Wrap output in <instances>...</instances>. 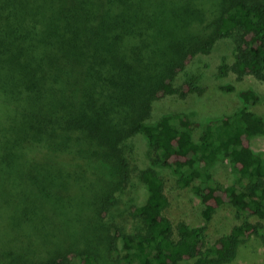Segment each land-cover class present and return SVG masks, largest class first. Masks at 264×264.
I'll return each mask as SVG.
<instances>
[{"label":"trees","instance_id":"1","mask_svg":"<svg viewBox=\"0 0 264 264\" xmlns=\"http://www.w3.org/2000/svg\"><path fill=\"white\" fill-rule=\"evenodd\" d=\"M165 1L0 0V178L20 162L98 190L96 211L84 215L96 234L91 245L29 257L9 248L6 264H264V152L253 148L264 137L258 92L239 91L230 116L198 122L165 113L151 121L166 97L204 95L187 68L222 40L232 39L235 49L220 72L264 82V0H227L222 9L219 2L202 28L190 4L207 0L178 1L170 14ZM144 26L160 32L147 37ZM137 135L149 152L140 204L130 194ZM224 161L235 177L229 185L214 180L213 166ZM160 169L200 200L206 225L166 214L169 179ZM120 205L125 212L113 213ZM223 207L239 223L211 242L207 225Z\"/></svg>","mask_w":264,"mask_h":264},{"label":"rangeland","instance_id":"2","mask_svg":"<svg viewBox=\"0 0 264 264\" xmlns=\"http://www.w3.org/2000/svg\"><path fill=\"white\" fill-rule=\"evenodd\" d=\"M151 1L157 4V0ZM178 1L190 4L189 1L192 0H167L164 2L163 13L170 14L178 10L179 4L181 5ZM207 2L208 4L199 6L190 4L196 12V16L193 17L194 22H204L200 28L210 20L209 17L217 15L216 5L220 2L222 9L227 0H207ZM185 14L189 15V12ZM144 28L147 29V37L156 36L160 32L149 34L148 28L146 26ZM173 28L174 25L171 24L164 29L172 31ZM159 36L165 40L161 42L165 45L167 53L172 52L171 40L162 32ZM234 49L233 40L225 39L217 43L209 55L197 56L188 66L187 72L199 76L198 85L205 89L204 95H193L186 100L166 97L154 105L151 121H155L165 113H181L198 122L230 116L240 107L238 92L249 88L256 90L260 95L262 102L254 109L264 116V82L252 76L238 81L235 75L231 73L225 75L220 72L223 63L233 61ZM183 80L185 78L181 74L179 83H183ZM229 86L233 89H222ZM133 144L131 165L134 186L130 194L140 204L146 199V190L140 184V173L149 164V152L147 143L141 135L133 138ZM253 148L258 152H264V137L255 138ZM37 160L40 164V158ZM160 172L169 179L167 192L171 206L166 214L175 222L186 221L194 227L206 225L201 215L200 200L192 192L177 187L173 181L175 177L169 170L160 169ZM213 175L215 181L226 185L235 178L230 163L225 161L213 166ZM64 178L72 179L66 181ZM97 193L96 186H88L78 181L75 176L48 177L42 170L34 169L29 164L13 162L8 178H0V264L7 263L9 248L17 249L16 251L23 252L29 257L34 252L48 256L76 243L83 245L87 242L91 245L96 234L86 228L91 227L88 223L90 217L84 215H87L88 211L91 212L89 215L96 211L93 197ZM124 212L125 208L121 205L118 210H113L115 214ZM238 223L239 220L231 207L221 208L215 214L213 223L207 225L210 241L214 242L229 233Z\"/></svg>","mask_w":264,"mask_h":264}]
</instances>
